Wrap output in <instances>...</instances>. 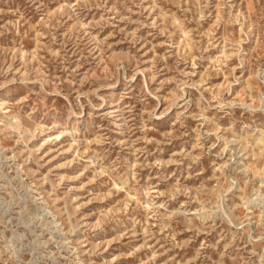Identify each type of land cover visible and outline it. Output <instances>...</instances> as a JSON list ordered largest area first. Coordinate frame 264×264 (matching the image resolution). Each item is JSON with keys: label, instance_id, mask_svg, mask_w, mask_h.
<instances>
[{"label": "rangeland", "instance_id": "rangeland-1", "mask_svg": "<svg viewBox=\"0 0 264 264\" xmlns=\"http://www.w3.org/2000/svg\"><path fill=\"white\" fill-rule=\"evenodd\" d=\"M0 264H264V0H0Z\"/></svg>", "mask_w": 264, "mask_h": 264}]
</instances>
